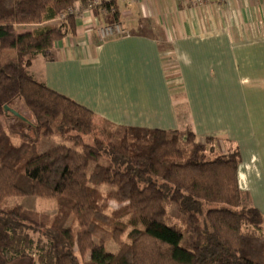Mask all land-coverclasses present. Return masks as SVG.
<instances>
[{"label": "trees", "instance_id": "16d2710c", "mask_svg": "<svg viewBox=\"0 0 264 264\" xmlns=\"http://www.w3.org/2000/svg\"><path fill=\"white\" fill-rule=\"evenodd\" d=\"M76 4L87 1L0 0V56L13 53L0 62V264H264V216L238 187L236 149L198 141L189 129L102 124L101 140L90 111L30 76L33 57L52 61L55 44L75 36ZM115 5L95 7L119 23ZM5 107L39 137L80 149L13 145L1 126ZM15 197L53 200L57 211L44 218L6 205ZM171 208L182 217L178 226L167 225ZM116 235L125 239L109 253Z\"/></svg>", "mask_w": 264, "mask_h": 264}, {"label": "crops", "instance_id": "0c3cea01", "mask_svg": "<svg viewBox=\"0 0 264 264\" xmlns=\"http://www.w3.org/2000/svg\"><path fill=\"white\" fill-rule=\"evenodd\" d=\"M76 4V34L30 76L93 114L97 124L163 132L189 129L240 155L237 183L264 215V0L116 3L127 35L101 41L113 21ZM95 7V8H94Z\"/></svg>", "mask_w": 264, "mask_h": 264}, {"label": "rangeland", "instance_id": "374dc122", "mask_svg": "<svg viewBox=\"0 0 264 264\" xmlns=\"http://www.w3.org/2000/svg\"><path fill=\"white\" fill-rule=\"evenodd\" d=\"M35 27H24L20 28V32H26V31H31L34 30ZM13 53L6 52L3 55L0 56V62L1 61H9L12 59ZM10 58V59H9ZM20 113L22 116L27 117V111L21 107ZM15 117L9 114L8 112L6 113L5 119H1V126L3 127L4 132L6 135L10 138V141L12 142L13 145H20L21 142L26 141V140H35L37 144V149L38 152H44L47 149H50L52 147L58 146V145H66L69 147H72L76 150L80 149V146H75L72 141H70L67 138H62V137H54L52 139H44L42 137H39L34 129L27 128L25 123L23 122V119H14ZM96 130L95 135L97 138H100L101 140L104 139L103 137H100L98 132L104 131L102 123L97 124L96 123ZM108 130L112 128H107ZM118 137L113 138L114 141ZM84 143L88 144L90 143L89 138H84ZM221 148L223 151L228 150L229 148L221 142ZM101 191H108L105 188H101ZM251 201H249L250 203ZM251 204V203H250ZM6 205L8 206H21L25 209L32 210L38 214H40L44 218H51L54 216V214L57 211V205L56 202L53 200H45V199H39L36 197H15V198H10L6 201ZM119 208V205L117 204V201L114 196V192L111 193V199H110V210H115ZM263 215V214H262ZM264 216V215H263ZM182 217L178 215L177 213L174 212V209L171 208L168 214V221L167 225H174L178 226L179 225V220ZM125 236H120L116 235L114 240H112L107 246H106V251L109 253H115L119 246L122 244L124 241ZM21 264H27V263H21Z\"/></svg>", "mask_w": 264, "mask_h": 264}, {"label": "built area", "instance_id": "2783aa9c", "mask_svg": "<svg viewBox=\"0 0 264 264\" xmlns=\"http://www.w3.org/2000/svg\"><path fill=\"white\" fill-rule=\"evenodd\" d=\"M144 0H92L93 6H99L104 3H118V4H137ZM241 1V0H236ZM259 1V0H256ZM97 36L101 41L112 39L115 37H122L127 35V32L123 29L120 23L113 22L106 25L99 26L97 29Z\"/></svg>", "mask_w": 264, "mask_h": 264}, {"label": "water", "instance_id": "95a60500", "mask_svg": "<svg viewBox=\"0 0 264 264\" xmlns=\"http://www.w3.org/2000/svg\"><path fill=\"white\" fill-rule=\"evenodd\" d=\"M6 112H8L9 114H11L12 116H14L15 118L18 119H23L17 112H15L14 110L8 109L5 107L4 109ZM24 120V119H23Z\"/></svg>", "mask_w": 264, "mask_h": 264}]
</instances>
